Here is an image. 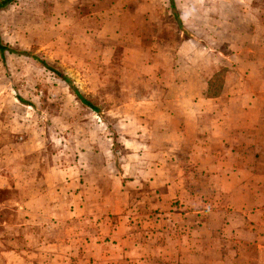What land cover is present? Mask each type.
I'll use <instances>...</instances> for the list:
<instances>
[{
    "label": "crops",
    "instance_id": "obj_1",
    "mask_svg": "<svg viewBox=\"0 0 264 264\" xmlns=\"http://www.w3.org/2000/svg\"><path fill=\"white\" fill-rule=\"evenodd\" d=\"M263 20L249 23L251 43L218 51L227 60L210 66L223 70L216 91L217 73H196L192 51L178 62L173 48L174 92L155 125L127 139L121 169L108 156L98 162L96 150L89 161L37 168L18 144L8 159L2 147L0 170L20 199L0 223V264H264ZM226 192L234 205L222 203ZM226 212L244 220L227 223ZM244 229L258 231L246 238Z\"/></svg>",
    "mask_w": 264,
    "mask_h": 264
},
{
    "label": "rangeland",
    "instance_id": "obj_2",
    "mask_svg": "<svg viewBox=\"0 0 264 264\" xmlns=\"http://www.w3.org/2000/svg\"><path fill=\"white\" fill-rule=\"evenodd\" d=\"M260 18L264 0H13L0 9V40L8 47L0 55L2 153L8 159L18 144L26 160L50 168L78 157L89 161L90 150H96L98 162L108 156L121 169L131 153L127 139L138 138L144 125L154 126L163 97L174 92L169 65L179 54L173 48L182 51L178 62L182 56L186 60L187 49L192 51L187 59L196 73H217L216 91L223 70L210 66L227 60L218 51L251 43L249 23ZM191 35L194 41L187 42ZM202 44L209 49L201 51ZM33 56L63 72L90 105ZM145 134L162 138L155 130ZM12 180L0 170V223L10 220L20 199ZM108 184L103 182L104 192ZM228 193L221 198L226 207L236 203ZM248 198L240 193L241 202ZM225 220L244 218L226 212ZM244 231L249 238L258 230ZM250 252L256 248L245 253Z\"/></svg>",
    "mask_w": 264,
    "mask_h": 264
},
{
    "label": "trees",
    "instance_id": "obj_3",
    "mask_svg": "<svg viewBox=\"0 0 264 264\" xmlns=\"http://www.w3.org/2000/svg\"><path fill=\"white\" fill-rule=\"evenodd\" d=\"M12 1L13 0H0V9L5 7L7 4H9ZM175 15H176V13H175ZM176 19H177V22L179 23L178 14L176 15ZM7 49H8V47L3 45L1 40H0V54H1V56H4V52ZM33 57L37 61H39L44 67H46L50 71L54 72L59 78H61L63 81H65L69 85L71 91L76 95V97L79 100H81L83 103H85L87 105H90V102L87 99H85V97L81 94V92L71 83L69 78L63 72H61V71L57 70L56 68H54L53 66L49 65L45 60H42V59L38 58L37 56H33Z\"/></svg>",
    "mask_w": 264,
    "mask_h": 264
}]
</instances>
